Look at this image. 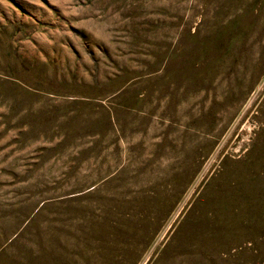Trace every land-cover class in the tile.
Segmentation results:
<instances>
[{
    "label": "rangeland",
    "instance_id": "374dc122",
    "mask_svg": "<svg viewBox=\"0 0 264 264\" xmlns=\"http://www.w3.org/2000/svg\"><path fill=\"white\" fill-rule=\"evenodd\" d=\"M0 264H264V0H0Z\"/></svg>",
    "mask_w": 264,
    "mask_h": 264
}]
</instances>
